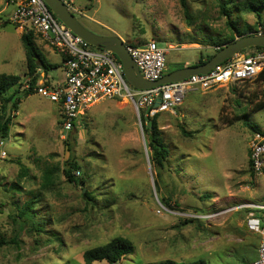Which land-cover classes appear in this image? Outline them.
<instances>
[{
    "label": "rangeland",
    "instance_id": "374dc122",
    "mask_svg": "<svg viewBox=\"0 0 264 264\" xmlns=\"http://www.w3.org/2000/svg\"><path fill=\"white\" fill-rule=\"evenodd\" d=\"M242 1L184 0L186 15L181 0H73L81 12L73 14L92 32L117 35L126 45L154 41L165 49L168 71L205 60L236 30L263 29L264 7L249 11ZM12 11L0 0V73L21 76L7 94H23L29 82L23 30L10 18ZM33 33L38 49L57 65L48 76L40 71L37 83L61 81V52ZM258 102H264L259 76L191 90L173 110L158 113L170 154L157 192L141 125L148 115L132 101L100 99L65 132L59 104L36 93L23 96L0 141V234L8 241L0 248V264H83L86 249L115 236L134 246L116 264L255 259L258 236L245 221L249 212L256 214L248 204L264 205V167L259 174L250 169L254 132L246 123L264 127ZM70 155L79 165L75 176L84 182L64 176ZM50 168L54 184L45 190L43 173ZM33 196L32 219L20 217Z\"/></svg>",
    "mask_w": 264,
    "mask_h": 264
},
{
    "label": "built area",
    "instance_id": "2783aa9c",
    "mask_svg": "<svg viewBox=\"0 0 264 264\" xmlns=\"http://www.w3.org/2000/svg\"><path fill=\"white\" fill-rule=\"evenodd\" d=\"M13 6L11 19L23 31L33 30L41 40L59 52H65L62 60L63 77L55 84L37 83L33 93L59 104L61 126L65 132L78 122L79 115L100 99L125 98L132 101L135 109L144 110L149 117L173 110L181 104L191 90H211L238 81L251 80L264 69V47L237 52L215 64L206 73L193 74L181 81H173L150 89H136L125 79L119 59L109 50L90 45L74 34L58 20L43 0H5ZM73 14H80L73 0H62ZM253 34H264L258 28ZM126 45V44H125ZM140 75L148 81L159 79L166 69L165 49L154 41L144 46L126 45ZM219 49V48H218ZM28 84L24 88H28ZM160 95V102L154 105ZM250 165L254 173L264 167V132H254L250 141ZM4 153V152H3ZM253 209H264V205L248 204ZM247 229L258 236L257 256L246 264H264V219L249 212Z\"/></svg>",
    "mask_w": 264,
    "mask_h": 264
},
{
    "label": "trees",
    "instance_id": "16d2710c",
    "mask_svg": "<svg viewBox=\"0 0 264 264\" xmlns=\"http://www.w3.org/2000/svg\"><path fill=\"white\" fill-rule=\"evenodd\" d=\"M181 1L184 6V12L187 15L188 9L185 6L184 0ZM241 6L246 10L253 11L256 9H260L261 7H264V0H243ZM223 11L224 14L229 18V15L225 13L226 10ZM229 23L230 22H227V24ZM33 32H34L33 30H27V31H23L20 35V39L25 53L24 56H25V64L27 69L26 75L29 77L28 88L22 89L23 94H20L18 92L7 94L10 89L20 84L21 76L17 74L0 73V141L6 138L9 134L11 119H12L11 112L15 113V111L18 110L17 108L21 103L23 96L25 97L33 93V87L37 84L40 78V71L42 73L47 74L48 70L57 67L56 64L50 63L47 60V58L43 55V53L38 49L35 43ZM252 32H257V30L256 29L253 30V28H249L245 32L236 30L235 36L239 37ZM234 37L224 40V42H222L219 45V49L221 48L222 45L234 40ZM252 48L258 49L261 47H249L247 49H252ZM217 50H215V52ZM212 55H208L205 60L200 59L194 65L204 63ZM65 56L66 53L61 52L62 60H64ZM177 68H180V66H176L173 69H170L166 72H170L171 70ZM258 76L264 78V69L258 74ZM263 107H264V102H258L257 107L255 109L259 110L262 109ZM157 116L158 113L152 117L141 116V125L143 127V131L145 135V146L147 149L146 151L148 154V160L151 169L152 171H154V175H155L154 177L155 188L156 191L158 192L161 189V185L164 181V174L166 170H168L167 160L170 154V150L165 140L163 139L160 129L158 128ZM76 124L77 123H75V125ZM246 124L251 128L253 132L263 133V130H261L259 126L255 124H251L249 122H247ZM181 131L182 133H186L182 128ZM65 165L66 166L63 168V174L68 182H73V183L84 182L83 179H78L74 174V170L79 169V165L75 160V158L73 157V155H70V157L66 160ZM249 166L251 171H253L250 162H249ZM54 172L55 170L51 168L45 169L43 173V181H42L43 189L46 190V189H51L53 187ZM84 196L89 197L88 199H90L91 194L87 191L84 193ZM34 199L35 196H33L32 199L28 200L26 205H24L21 208L19 212L20 217H22L21 215H23L27 219H32L30 212L31 209L34 207V201H35ZM255 212L257 215L259 214L262 217V219H264V209H255ZM189 221H194V220L191 219ZM33 223L36 222L34 221ZM38 230L42 231L41 227H39ZM7 243L8 241L0 234V248L6 245ZM133 250H134V246L129 239L122 236H115L101 245H97L92 248L86 249L82 254L83 264H91L93 262H99V263L104 262V264H116L125 255L132 253ZM154 264H205V261L203 259H196L189 262L177 263L171 259H165L163 261L155 262Z\"/></svg>",
    "mask_w": 264,
    "mask_h": 264
},
{
    "label": "water",
    "instance_id": "95a60500",
    "mask_svg": "<svg viewBox=\"0 0 264 264\" xmlns=\"http://www.w3.org/2000/svg\"><path fill=\"white\" fill-rule=\"evenodd\" d=\"M43 1L52 14L74 34L80 36L92 46L111 51L121 62L126 81L136 89H150L168 82L181 81L193 74L206 73L215 64L223 62L237 52L249 47H264V34H245L222 45L220 49L202 64L177 68L163 74L157 80L148 81L140 75L137 66L127 51L125 43L119 36L102 35L92 32L67 9L62 0ZM160 95L161 93L159 92L154 102L155 106L160 102Z\"/></svg>",
    "mask_w": 264,
    "mask_h": 264
},
{
    "label": "crops",
    "instance_id": "0c3cea01",
    "mask_svg": "<svg viewBox=\"0 0 264 264\" xmlns=\"http://www.w3.org/2000/svg\"><path fill=\"white\" fill-rule=\"evenodd\" d=\"M252 33H254V32H252ZM100 34H105V35H109V34H107V33H102V32H100ZM251 34V33H250ZM236 38V37H235ZM55 50V49H54ZM56 51H58V50H56ZM193 64H191V65H189V66H192ZM165 73H168V72H166V71H164V74ZM47 75V74H46ZM48 76V75H47ZM62 79V78H61ZM261 128V130H263V132H264V127L262 126V127H260ZM259 215V214H258Z\"/></svg>",
    "mask_w": 264,
    "mask_h": 264
}]
</instances>
